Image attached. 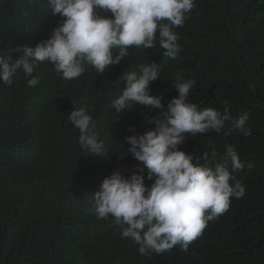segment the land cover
I'll return each mask as SVG.
<instances>
[{
    "label": "trees",
    "instance_id": "1",
    "mask_svg": "<svg viewBox=\"0 0 264 264\" xmlns=\"http://www.w3.org/2000/svg\"><path fill=\"white\" fill-rule=\"evenodd\" d=\"M61 21L46 0H0V55L14 63L23 55L14 49L47 39ZM175 31L176 59L164 56L157 40L151 49L130 48L100 74L86 65L79 78L67 80L45 61L32 74L35 87L19 69L10 85L0 81V264H264V0H195ZM149 63L160 66L150 93L165 106L178 94L172 83L193 79L192 102L220 112L227 103L234 118L247 112L251 135H225L226 127L185 139L179 147L196 155H223L233 145L244 166L232 175L245 195L232 198L187 252L176 245L144 256L111 216L98 219L90 209L92 194L112 171H147L127 153L125 137L133 134L129 126L141 134L152 127L146 117L159 110L136 104L119 117L111 105L124 87L120 74ZM72 107L93 116L103 155L79 145L78 129L67 121ZM217 162L219 156L210 166Z\"/></svg>",
    "mask_w": 264,
    "mask_h": 264
},
{
    "label": "clouds",
    "instance_id": "2",
    "mask_svg": "<svg viewBox=\"0 0 264 264\" xmlns=\"http://www.w3.org/2000/svg\"><path fill=\"white\" fill-rule=\"evenodd\" d=\"M46 3L52 15H59L62 21L47 39L35 46L14 49L23 52L14 63L10 55H0V81L4 84L10 85L14 77L18 78L19 69L25 77H31L27 86L35 87L39 79L32 74L38 63L45 61L67 80L79 78L86 65L100 74L110 65L119 64L130 48L151 49L157 40L164 49L163 55L176 59L181 48L175 29L184 25L195 0ZM159 73V64L149 63L120 74L117 82L124 87L111 105L119 117L136 104L159 110L158 116L146 117L152 127L141 134L129 126L133 134L125 137L127 153L142 162L147 171H134L128 176L119 170L112 171L92 194L90 209L98 219L111 216L121 236L139 245L138 251L144 256L170 252L176 245L187 252L207 223L227 212L232 198L245 195L244 184L232 175L244 166L233 145L226 146L223 155L215 150L196 155L179 147L185 139L209 130L219 133L226 127L225 135L232 131L245 137L251 135L246 126L247 112L234 118L227 103L220 112L192 102L189 95L195 84L193 79L178 78L172 83L178 94L165 106L162 96L151 94L149 88L152 81L160 78ZM67 121L78 129V143L86 154L103 155L104 143L98 139L96 122L85 107H72ZM217 156L222 163L210 166ZM146 179L152 181L150 186Z\"/></svg>",
    "mask_w": 264,
    "mask_h": 264
}]
</instances>
